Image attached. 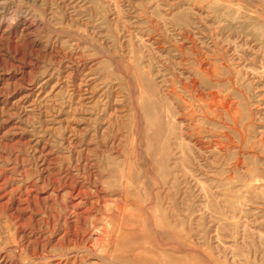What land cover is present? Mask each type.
Masks as SVG:
<instances>
[{"label":"rangeland","instance_id":"obj_1","mask_svg":"<svg viewBox=\"0 0 264 264\" xmlns=\"http://www.w3.org/2000/svg\"><path fill=\"white\" fill-rule=\"evenodd\" d=\"M0 264H264V0H0Z\"/></svg>","mask_w":264,"mask_h":264}]
</instances>
